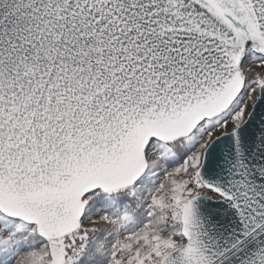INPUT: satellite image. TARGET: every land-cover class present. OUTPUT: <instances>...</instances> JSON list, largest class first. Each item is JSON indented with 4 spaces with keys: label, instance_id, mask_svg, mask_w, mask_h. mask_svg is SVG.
I'll return each instance as SVG.
<instances>
[{
    "label": "snow or ice",
    "instance_id": "obj_1",
    "mask_svg": "<svg viewBox=\"0 0 264 264\" xmlns=\"http://www.w3.org/2000/svg\"><path fill=\"white\" fill-rule=\"evenodd\" d=\"M0 264H264V0H0Z\"/></svg>",
    "mask_w": 264,
    "mask_h": 264
}]
</instances>
